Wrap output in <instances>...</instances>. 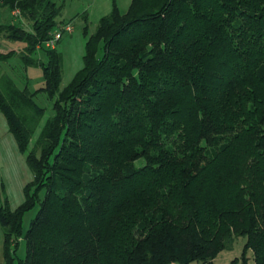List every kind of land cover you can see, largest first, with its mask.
Instances as JSON below:
<instances>
[{"label":"trees","instance_id":"obj_1","mask_svg":"<svg viewBox=\"0 0 264 264\" xmlns=\"http://www.w3.org/2000/svg\"><path fill=\"white\" fill-rule=\"evenodd\" d=\"M0 6L29 23L0 35L44 78L18 88L0 52V111L32 172L16 208L0 188L3 264H213L239 236L229 264H264V0L112 1L62 88L45 46L62 5Z\"/></svg>","mask_w":264,"mask_h":264},{"label":"rangeland","instance_id":"obj_2","mask_svg":"<svg viewBox=\"0 0 264 264\" xmlns=\"http://www.w3.org/2000/svg\"><path fill=\"white\" fill-rule=\"evenodd\" d=\"M57 5L61 6V12L57 16L56 21L58 26L55 27L54 33L61 30L62 26L69 24L71 30L69 32L64 31L59 41L55 42L54 47L61 54V66L62 74L59 87L62 88L68 84L76 71L79 70L82 65V56L84 53V43L86 38L95 30L98 22L99 10L103 6L102 3L115 1L121 11H125L130 3V0H54ZM101 5V6H100ZM111 10V9H110ZM0 23H14L23 26L26 29L30 28L29 23L22 17H16L14 11H8L6 8L0 6ZM24 43L19 40H10L0 35V52H8L13 50L14 53L9 58L1 63L2 73L9 76L18 88H24L25 86L29 91H34L44 84V78L42 69L40 66H25L21 58V50ZM36 58L45 60V54L43 49H38L33 55ZM36 103L46 107L45 117L49 116L52 112L50 110V102L43 92H38L34 97ZM44 118L40 121V125L43 123ZM6 127V126H5ZM0 125V132H1ZM7 130V129H6ZM37 129L32 142L34 141ZM0 153V177H3L7 183V192L3 193L6 196L8 204L11 209L19 206L24 200L23 184L32 179V172L28 168L25 162L23 154H17L18 158L14 155L15 149L9 147L6 144L5 152L4 147H1ZM20 155V157H19ZM20 159V160H19ZM3 166V168H2ZM3 170L6 173H3ZM5 175H9V180L6 181ZM15 181L16 183H14ZM18 181H21V187L18 186ZM42 196V192L39 193ZM38 204L27 211L23 215V232L29 226L30 220L36 214L38 210ZM245 238L242 236L234 238L233 244L220 251L214 258L213 264H229V262L239 257L243 250V244ZM25 254V241L23 238L19 240V246L17 249V255L23 257ZM250 255V251L246 252ZM191 264H201L199 261H193Z\"/></svg>","mask_w":264,"mask_h":264},{"label":"crops","instance_id":"obj_3","mask_svg":"<svg viewBox=\"0 0 264 264\" xmlns=\"http://www.w3.org/2000/svg\"><path fill=\"white\" fill-rule=\"evenodd\" d=\"M102 4H103V6L99 10V15L100 16L98 18H100L101 16L107 14L110 11L112 2H110V3L106 2V3H102ZM0 125H1V129H2L1 132H0V148L4 147V152H5L6 144H8L10 149L11 148L15 149L14 155L16 156V158H18L17 154L21 155V152L18 150L15 138L13 137L12 133L9 131L6 118H5V116L3 115V113L1 111H0ZM0 151H1V149H0ZM20 155H19V157H20ZM2 168H3V166H2ZM3 173L5 174L6 171L3 170ZM5 177H6V181H8L9 180V175H7V176L5 175ZM13 182L16 183L15 181H13ZM0 183H1L0 184L1 185L0 186L1 191H2V193H5V191L7 190V183L5 182L3 177H0ZM26 183L23 184V187H24V185ZM17 184H18V186L20 188L21 187V181H18ZM0 264H3V233H2L1 227H0Z\"/></svg>","mask_w":264,"mask_h":264},{"label":"built area","instance_id":"obj_4","mask_svg":"<svg viewBox=\"0 0 264 264\" xmlns=\"http://www.w3.org/2000/svg\"><path fill=\"white\" fill-rule=\"evenodd\" d=\"M14 13L17 15L18 11L15 10ZM70 30H71V25H69V24L64 25L62 30L55 32L52 39L45 43V46L53 47L55 45V42L61 38L62 32L63 31L69 32Z\"/></svg>","mask_w":264,"mask_h":264}]
</instances>
